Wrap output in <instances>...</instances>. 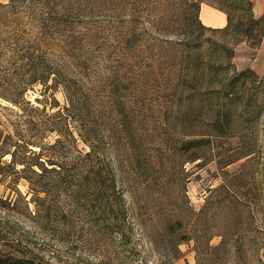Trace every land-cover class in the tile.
I'll return each mask as SVG.
<instances>
[{"label": "rangeland", "instance_id": "obj_1", "mask_svg": "<svg viewBox=\"0 0 264 264\" xmlns=\"http://www.w3.org/2000/svg\"><path fill=\"white\" fill-rule=\"evenodd\" d=\"M222 1L202 0L200 22L191 29H176L178 13L170 0L162 1L167 3L166 14L157 9V0L147 4L144 17L134 23L143 27L144 39L134 58L136 80L128 86L117 85L118 74L126 69L111 55L115 27L93 15L86 20L98 32L93 66L74 67L69 89L57 83L38 85L16 105L0 96L2 251L42 264H264V195L257 205L252 194L247 195L254 204L245 209L242 222L225 233L231 227L227 212L218 204L209 209L208 200L220 196L210 197L211 190L228 183L225 171H236L242 160L222 168L214 149L201 152L204 165L195 167L192 151H180L190 138L188 122L177 119L176 102L168 94L192 85L191 91L207 105L201 92L209 75H215L209 71L211 63L222 64L220 75L227 79L247 68L264 77V30L249 40L222 30L228 13ZM251 1L255 17L264 15V0ZM255 39H261L256 46ZM13 61L11 53L0 56V71L9 69L11 78L20 64ZM187 73L192 79L184 78ZM241 91L246 100L259 98L264 106L260 79ZM70 97L79 100V110L97 124L96 148L106 151V160L115 168L117 192L103 195L104 201L94 200L92 188L68 180L64 173L63 181L45 183L42 175L53 173L32 165L38 156L49 169L59 167L50 163L54 160L70 165L78 148L88 149L71 138L53 147L59 134L42 128L40 119L46 122L52 115L53 121L59 110L66 112ZM81 112L70 111L82 121ZM59 118L61 122L62 115ZM197 118L206 119L198 110L185 120ZM253 123L262 155L264 107ZM259 179L264 187L263 173ZM249 181L252 187V178Z\"/></svg>", "mask_w": 264, "mask_h": 264}, {"label": "trees", "instance_id": "obj_2", "mask_svg": "<svg viewBox=\"0 0 264 264\" xmlns=\"http://www.w3.org/2000/svg\"><path fill=\"white\" fill-rule=\"evenodd\" d=\"M153 1L156 0H0V56L11 53L15 60L13 62L20 63L12 70V78L8 77L11 73L9 69L8 71L1 69L0 96L16 105L19 103L18 99L38 85L44 88L57 83L56 87L69 89L74 81V77L70 76V73L74 72V67L87 68L90 64L93 66L96 56L93 46L96 44L98 32L97 29L89 28L86 21L93 15L99 16L100 19L102 16L107 25L115 27L111 55L117 66L126 69L120 76L118 74L117 85L124 86L126 83L128 86L134 83V79L136 80L133 72L134 58L144 39L143 27H135L134 23L144 17L146 5ZM157 1L160 3L157 9L159 11L162 9V14H166V2ZM174 1L176 0H170V4L175 5L178 13L176 29H191L194 23L198 20L200 22L202 0H181L180 6ZM181 4L184 5L183 9ZM222 4L228 10L227 24L222 30H232L248 40L253 38L256 32L259 35L263 33L264 15L255 17L251 0H223ZM239 9L246 14L237 13L236 10ZM28 12L33 16L31 17ZM161 17L165 18L164 15ZM98 23L99 21H96V24ZM158 24L159 22L156 24L159 29ZM80 28H85L87 32L82 33ZM255 40L254 46L261 42V39ZM142 62L143 60H140L141 64ZM209 67L210 72H216L215 75H209L208 86L201 92L208 100L207 105L197 97L196 90L191 91L194 87L192 85H185L179 92L172 91L168 94L173 96L172 102H176L177 119L181 123L188 122L190 138L182 142L180 151H192L194 157L190 161L192 163L198 161L195 167L204 165L205 159L201 152L208 150L213 152L214 149L217 150L214 158L218 157L216 162L222 168L242 160L236 171H225L228 183L224 181L219 187L211 190L210 197L215 193L220 196L215 200H208L209 209L218 204L227 212L231 227L227 228L225 233H229L235 223L242 222L245 209L254 203L257 205L264 195V187L259 179L260 175L264 174V153L260 155L261 147L253 123L254 119L261 115L263 101L253 97L246 100L245 93L241 91L243 87L247 88L249 83L256 80L260 79V82L264 83V77L259 78L254 70L247 68L227 79L220 75L224 69L222 64L211 63ZM141 68L144 70V65ZM184 78L192 79V76L188 77L187 73ZM68 101L70 105L64 107L66 112L59 110L58 114H54L53 121L50 119L52 115L48 116L46 122L40 119L42 128L59 134L53 147H57L56 145L63 142V139L71 138L75 142L82 141L88 145V149L78 148L77 157L70 165L53 159L54 161L50 163L59 167L49 169L44 166L45 162L40 160L41 156H38V160L32 165H38L43 171L53 173L42 175L45 177L43 178L45 183H48V180L63 181L66 179L64 173L68 180H75L92 188L89 192L97 194L94 200L104 201L103 195L117 192L115 168L106 160L108 158L106 151L96 148L98 126L95 121L79 110L81 104L79 100L70 97ZM250 106L253 108H249ZM72 109L81 112L82 121L71 115ZM198 110L206 119L185 120L191 112ZM246 113L249 117H245ZM61 115V122L57 121ZM250 115L255 117L252 119ZM12 155L15 156V152ZM250 178L252 187H249ZM249 194H252L253 200L256 199L254 203L247 201L246 197ZM109 198L110 196L107 200ZM203 212L204 208L200 214ZM205 213L208 214L207 211ZM235 232L237 231L232 233ZM0 264L42 263L0 249Z\"/></svg>", "mask_w": 264, "mask_h": 264}]
</instances>
